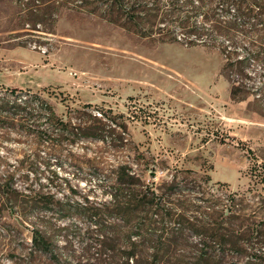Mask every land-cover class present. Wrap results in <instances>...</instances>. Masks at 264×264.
<instances>
[{
	"label": "rangeland",
	"instance_id": "1",
	"mask_svg": "<svg viewBox=\"0 0 264 264\" xmlns=\"http://www.w3.org/2000/svg\"><path fill=\"white\" fill-rule=\"evenodd\" d=\"M234 17L238 28L214 31L219 21ZM220 48L238 56L251 52L243 75ZM236 76H242L240 82L264 83V0H0V107L6 106L0 109V181L14 175L24 187L19 178L26 172L32 187L55 198L80 202L90 190L92 200L104 201L102 188L127 161L154 188L175 174L194 177L202 193L221 203L230 193L251 188L261 203L256 213L261 221L264 89L237 87ZM11 89L24 91L20 96L32 103L12 107ZM35 95L55 115L44 134L39 130L48 124L47 116L38 117L43 113ZM96 109L103 116L94 114ZM35 155L48 165L36 173L19 165ZM2 195L0 264H65L67 238H55L58 262L31 254L23 240L29 231ZM25 213L50 217L55 228L73 222L81 233H71L73 253L89 242L91 251L106 259L101 264L131 249L116 235L106 236L103 248L95 247L91 242L100 238L83 235L89 222L76 215ZM186 236L187 241L163 248L196 251L198 234ZM137 241L145 245L134 249L147 254L156 247L151 239Z\"/></svg>",
	"mask_w": 264,
	"mask_h": 264
},
{
	"label": "trees",
	"instance_id": "2",
	"mask_svg": "<svg viewBox=\"0 0 264 264\" xmlns=\"http://www.w3.org/2000/svg\"><path fill=\"white\" fill-rule=\"evenodd\" d=\"M236 19L234 17L219 21L220 25L213 30L220 33L234 30L239 26L235 23ZM192 28L198 30L197 27ZM251 29L255 30V27L252 26ZM220 51L226 59L231 60V65H237L239 75H243L251 52L238 56V53L231 49L220 48ZM239 78L242 76H236L234 79L237 87L247 85L246 88L254 92L264 89V83L249 84L244 80L240 82ZM10 92L15 94L12 107L21 110L19 105H23L22 108L25 109L27 103H32L31 98L20 96L24 91L11 89ZM35 98L37 108L43 113L38 114V117L47 116L45 119L48 124L39 130L40 134H44L52 127V118L55 115L45 99L39 95H35ZM6 102L9 104L10 101ZM5 107L3 105L0 109ZM93 113L103 116L99 109L94 110ZM56 120L59 121L57 118ZM59 122L67 128L64 121ZM19 165L27 166L31 168L29 169L31 172L36 173L40 165L47 166L48 162L35 155L31 159H20ZM254 166L261 167V164ZM187 171V173L191 172V170ZM177 176V174L173 175L169 182L154 188L152 184L142 179L132 163L124 161L116 166L112 183L102 188V193L108 197L104 201L92 200L89 197L90 190L81 194L80 202L70 201L67 196L55 198V194L51 191H45L42 187L37 189L32 187L26 172L19 178L24 183V187H19L15 183L14 175H11L0 181V191L3 193V200L9 205V210L16 212L17 220L29 231V235L22 239L28 245L31 254L46 255L52 262H58L54 248L55 238L59 234L67 238L65 247L70 251L63 263L101 264L102 260L106 259L100 257L101 251L93 253L89 242L80 244L78 255L73 253L69 242L71 233L81 234L80 228L73 225V222L55 228L56 223L52 218H30L25 212L43 210L51 214L56 213L63 219L71 215L84 218L89 222V226L82 234L89 235L92 239L93 236L100 238L99 243L96 240L91 242L99 249L105 246L104 238L108 235H116L130 242L129 251L111 255L105 264H114L117 258H122L124 264H264V233H262L264 218L261 221L257 220L256 213L261 203L258 200L254 201L252 189L248 188L242 193H230L221 203L214 199L216 197L202 193L199 185L195 184L196 178L187 180L188 176H183L177 179ZM261 176L264 179V175ZM70 190L72 193L78 192L73 188ZM187 211L190 213L187 214ZM108 218H112L115 222L105 223ZM189 232L199 236L200 247L196 248V251L177 253L171 248H163L187 241L186 234ZM137 239L141 241L151 239L156 247L149 254L134 249L145 245Z\"/></svg>",
	"mask_w": 264,
	"mask_h": 264
}]
</instances>
